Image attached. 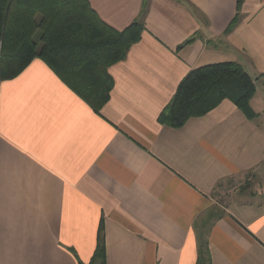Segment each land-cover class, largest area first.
<instances>
[{
  "label": "crops",
  "instance_id": "crops-1",
  "mask_svg": "<svg viewBox=\"0 0 264 264\" xmlns=\"http://www.w3.org/2000/svg\"><path fill=\"white\" fill-rule=\"evenodd\" d=\"M88 2L144 31L99 114L38 58L0 81V264H89L101 218L105 264H264V0ZM226 62L259 79L252 119L224 100L158 123L190 71Z\"/></svg>",
  "mask_w": 264,
  "mask_h": 264
},
{
  "label": "trees",
  "instance_id": "trees-1",
  "mask_svg": "<svg viewBox=\"0 0 264 264\" xmlns=\"http://www.w3.org/2000/svg\"><path fill=\"white\" fill-rule=\"evenodd\" d=\"M143 31L142 15L117 31L99 19L88 0H0V81L14 78L38 58L99 114L113 88L109 67L125 59ZM258 80L233 62L194 69L179 83L157 121L181 128L224 100L252 119L249 102ZM198 254L196 264H207L205 253ZM89 264H105L102 218Z\"/></svg>",
  "mask_w": 264,
  "mask_h": 264
},
{
  "label": "rangeland",
  "instance_id": "rangeland-1",
  "mask_svg": "<svg viewBox=\"0 0 264 264\" xmlns=\"http://www.w3.org/2000/svg\"><path fill=\"white\" fill-rule=\"evenodd\" d=\"M257 85V87L259 86L258 84H256ZM259 89V88H258Z\"/></svg>",
  "mask_w": 264,
  "mask_h": 264
}]
</instances>
